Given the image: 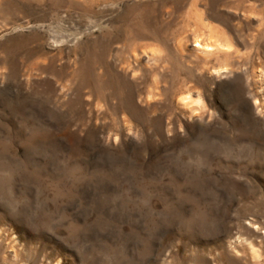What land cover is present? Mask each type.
<instances>
[{"label":"rangeland","instance_id":"rangeland-1","mask_svg":"<svg viewBox=\"0 0 264 264\" xmlns=\"http://www.w3.org/2000/svg\"><path fill=\"white\" fill-rule=\"evenodd\" d=\"M0 264H264V0H0Z\"/></svg>","mask_w":264,"mask_h":264},{"label":"bare ground","instance_id":"bare-ground-1","mask_svg":"<svg viewBox=\"0 0 264 264\" xmlns=\"http://www.w3.org/2000/svg\"><path fill=\"white\" fill-rule=\"evenodd\" d=\"M195 36L194 46L204 50V52H211L214 50H217L218 52H227L231 50L230 46L226 45L220 38L218 31L213 28L208 29V33L198 29ZM226 71H228L226 65H220L218 69H214V72L217 74H224ZM180 102L181 105L191 113H194L197 110L195 105L198 106L200 104V101L193 98L191 94H186L181 97Z\"/></svg>","mask_w":264,"mask_h":264},{"label":"crops","instance_id":"crops-1","mask_svg":"<svg viewBox=\"0 0 264 264\" xmlns=\"http://www.w3.org/2000/svg\"><path fill=\"white\" fill-rule=\"evenodd\" d=\"M204 30L203 31H205V33H208V26H206L205 28H203ZM206 35V34H205ZM194 44V43H193ZM214 51H217V50H214ZM213 52V51H212ZM221 54H223V52H216V56L217 57H219ZM220 66V64H219V62L217 63V65L215 66V69H218L219 68V66ZM214 66V65H213ZM213 68V67H212Z\"/></svg>","mask_w":264,"mask_h":264},{"label":"water","instance_id":"water-1","mask_svg":"<svg viewBox=\"0 0 264 264\" xmlns=\"http://www.w3.org/2000/svg\"><path fill=\"white\" fill-rule=\"evenodd\" d=\"M193 48L198 49L197 47L194 46V44H193Z\"/></svg>","mask_w":264,"mask_h":264}]
</instances>
